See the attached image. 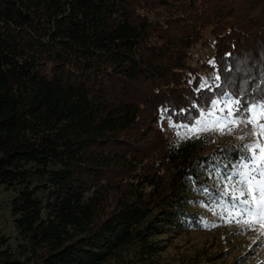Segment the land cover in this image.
<instances>
[{
	"label": "trees",
	"instance_id": "trees-1",
	"mask_svg": "<svg viewBox=\"0 0 264 264\" xmlns=\"http://www.w3.org/2000/svg\"><path fill=\"white\" fill-rule=\"evenodd\" d=\"M196 44L215 75L264 89V0H0V188L23 242L20 258L0 236V264H101L128 245L119 264H159L154 237L201 225L197 189L237 144L204 153L152 126L159 108L197 114Z\"/></svg>",
	"mask_w": 264,
	"mask_h": 264
},
{
	"label": "snow or ice",
	"instance_id": "snow-or-ice-1",
	"mask_svg": "<svg viewBox=\"0 0 264 264\" xmlns=\"http://www.w3.org/2000/svg\"><path fill=\"white\" fill-rule=\"evenodd\" d=\"M209 64L215 66L214 61ZM231 71L230 66L227 72ZM200 80L194 89L200 103L192 104L197 114L189 123H173L168 117L169 127L176 129L183 141L199 139L209 132L235 136L239 143L232 146L237 152L234 162L217 164L209 172L215 188L204 186L197 191L208 197L209 203L202 206L218 218L219 224L237 226V235L255 231L257 237L252 244L264 243V89L249 92L247 82L241 86L219 72L213 84L207 78ZM217 89L222 94L210 99L203 95L206 90ZM167 114L168 109H163L161 119ZM175 114H188V110L181 109ZM217 226L204 222L206 228Z\"/></svg>",
	"mask_w": 264,
	"mask_h": 264
},
{
	"label": "rangeland",
	"instance_id": "rangeland-1",
	"mask_svg": "<svg viewBox=\"0 0 264 264\" xmlns=\"http://www.w3.org/2000/svg\"><path fill=\"white\" fill-rule=\"evenodd\" d=\"M191 54L190 63L197 67L199 78H207L209 84H213L215 71L209 64V61H213L212 48L196 44L191 50ZM200 82L201 80H199ZM162 110V108L158 109L157 119L152 126L160 129L169 145L177 144L182 140L177 136V130L169 127V116L161 119ZM173 123L181 122L173 121ZM202 137H205L207 141L204 153L208 152L214 144L239 143L234 135L209 132L203 134ZM212 187L215 188V183L212 184ZM11 196V191L0 188V236L5 238L4 245H7L14 255L22 258V248L18 244L23 242L16 234L8 209V201ZM204 204L208 203L198 200L193 206V209L202 217L199 227L188 228L179 234H162L153 238L163 245V248L155 256L156 261L159 264H184L190 260L209 261L212 264H264V243L252 244L257 233L249 230L238 235L235 234L237 226L219 224L218 218L202 206ZM204 222L216 223L219 226L206 228ZM132 252V245L124 246L116 256L106 259L101 264H119L121 259L130 258Z\"/></svg>",
	"mask_w": 264,
	"mask_h": 264
}]
</instances>
